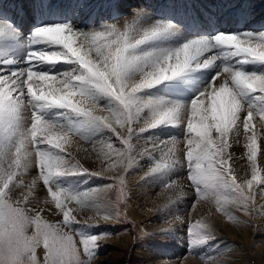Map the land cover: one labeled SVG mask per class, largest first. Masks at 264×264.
I'll use <instances>...</instances> for the list:
<instances>
[{"label":"snow or ice","instance_id":"1","mask_svg":"<svg viewBox=\"0 0 264 264\" xmlns=\"http://www.w3.org/2000/svg\"><path fill=\"white\" fill-rule=\"evenodd\" d=\"M171 27L158 22L140 30L129 24L123 30L112 26L105 31L85 34L69 25L42 26L33 33V43H48L62 50L34 51L30 53L28 62L68 63L78 67L62 73L38 71L34 66L14 71L0 69V158L6 157L8 161L3 175H0V264H40L35 250L41 242L47 253L43 264H82L77 241L70 232L63 230L78 223L66 201H75L78 205L92 203L91 193L96 190L69 194L64 190H54L52 181L63 175L99 174L81 165L75 156L66 155L65 145L73 137H80L92 142L95 148L97 140L82 135V129L85 125L106 128L120 137L125 146L114 148L108 143L107 148L123 157L126 161L124 166L129 168L133 163L131 141L137 135L133 124L145 110L150 112V116L145 126L138 129L139 133L162 124H183L186 129L183 141L172 139L164 142L163 148L153 145L154 150L161 151L168 160L164 164L157 162L153 172L179 165L181 162L175 155L169 154L176 143L186 142L183 166L186 162L188 177L198 197L212 194L220 210L233 221L237 217L221 207L222 204H238L241 211L255 204L254 197L246 194L245 184L251 190L255 181L264 185V177L256 169L257 137L255 133H247L252 129L254 113L264 120V74L248 73L226 65L190 105L144 100L140 94L163 81L185 74L194 65L197 68L208 67L218 57L204 58L205 54L215 48L227 49L222 53L225 57L243 56V63L249 60L264 62V34L241 37L221 33L211 39H191L175 49L137 51L164 38ZM9 31L10 25L0 22V36ZM77 39L79 46H76ZM189 52L194 54L186 55ZM221 76L223 79L216 85L215 80ZM104 98L109 100L107 105L100 103ZM45 108L64 109L66 114L83 119L50 121L40 114ZM210 120L217 122L209 124ZM119 129H125L127 135H122ZM241 129L246 136L245 147L252 172L251 179L237 183L234 169L228 164L232 159L228 140L229 134L233 133V138L239 142ZM213 132L218 134L215 139ZM100 142L103 143V139ZM101 151L106 157H111V152ZM35 166L39 168V175L31 184L24 185L18 171L27 172ZM37 180L48 185L51 200L62 213V224L42 221L39 214L29 216L27 209L21 206L27 203ZM119 181L118 199H124L127 192L123 176ZM174 184L175 180L168 187ZM18 186L27 188L22 201L12 198ZM259 192L264 195V187ZM256 212L257 215L264 214V206ZM103 218L114 217L106 211ZM31 226L35 231L29 236L27 229ZM190 231L202 236L204 241L216 239L209 225L201 220L191 224ZM80 236L83 252L91 256L97 236ZM210 255L208 264H213Z\"/></svg>","mask_w":264,"mask_h":264},{"label":"bare ground","instance_id":"2","mask_svg":"<svg viewBox=\"0 0 264 264\" xmlns=\"http://www.w3.org/2000/svg\"><path fill=\"white\" fill-rule=\"evenodd\" d=\"M45 5H47V7H45ZM18 8H21L22 10L21 16L19 14V11H17ZM155 15L160 16L162 18H158L159 20H152L157 18ZM165 18L172 20L168 21ZM18 19H20V21H18ZM39 19L44 20V24L42 26L69 25L73 30L85 34H89L96 31H105L112 26L121 28L123 30L129 24L134 25L138 29L142 30L145 28H150L155 24H157L158 22H161L171 25L172 26L171 30H178L180 35L178 34L175 37V39H177L178 41V44H176L175 47L172 48L164 47L160 49H175L182 46L185 42L191 39L213 38V37L201 35V34H205L201 32L190 33L184 29L186 31L185 32L183 29L179 27V24L182 27L184 22H187L186 24L188 25L190 23V20L192 21V23H197V21H199L203 26L206 27L205 29L206 32H211L213 28L217 26H221L222 27L221 33L223 34L237 33V34L251 35L252 33L250 32L249 29H252L256 32L263 31L260 34H264V0H0V22H5L10 25V31L4 34L3 36H0V69H3L5 71L25 69L24 67H26V65L28 64L27 62H25L26 60L24 58L26 55H30V53L34 51L62 50L58 46L50 45L48 43H43V42L33 43L31 39L33 33L35 32L36 29L42 27V26H38ZM137 22H141V23H137ZM213 22L214 25H212ZM106 23H109L107 28H105L104 30L97 29L98 27H100L101 25H105ZM206 35H214V34H206ZM170 36H174V34L173 35L170 34L168 36L166 35L164 38L156 41L157 42L165 41V43H169V41L167 40ZM79 43L80 41L79 39H77L76 46H79ZM28 45H30L29 50L27 49ZM158 45H164V44L157 43L155 46ZM160 49H153V50H160ZM212 50L206 54L210 55V57L217 56L215 53L212 52ZM94 56L95 53H93V57ZM239 58L241 59L235 60L236 65L237 64L240 65L241 61L245 60L243 56H240ZM35 66L37 70L43 72H51V73H62L65 71L75 70L78 67L75 64H68V63L54 64L47 62H36ZM240 66L249 67V62L246 63L242 62ZM222 71L223 68L219 63V58H218V64H211L208 67H206V70L203 69L200 71H191L190 73H187L189 79L185 80L184 85H189V86L193 85L196 88L199 87L198 89L206 90L209 86L208 84L204 85L203 83L206 80V76H204L203 73L208 72L209 76L207 77V79L209 78L211 81H214L217 75ZM222 79H223L222 76L217 78L215 80V84L218 85ZM178 80L179 78L176 77L172 80L163 81L160 84L155 85L151 89H147L148 92L143 91L140 94V96L144 100L153 99L156 101H165L170 105L174 103L172 102L173 100H171L170 98L165 99L166 96L162 97L164 95L163 92L165 93L172 92L175 94H181L180 92H178L179 83L178 84L176 83V81ZM201 83L203 84L201 85ZM157 87H160L162 91L161 93H163L161 97L159 95L156 96L155 95L156 93H154L153 89ZM192 89H193L192 87H189L183 90V92L186 93L183 94H185V96L194 95L192 94L194 92H191ZM145 94H148L149 96L144 97ZM100 103L103 105H107L109 103V100L108 98H104L100 101ZM40 114L45 119L50 121L66 122L68 118L78 121L83 119L81 117H76L70 113L66 114V110L60 108H45L41 111ZM149 116L150 113L144 114L143 112L141 114V117L137 121L138 125H141L138 126V129L145 126V121L149 118ZM216 122H217L216 120H210L209 124H213ZM183 126H184L183 124L182 125L178 124L175 126L163 124V127L161 126L162 128H159L158 130L149 129L147 131H151V132H149L148 134L141 132L142 135L140 136H138L139 135L138 129L136 130V128L134 127L136 130L135 132H137V135H134L135 140L132 145L133 153L138 154L142 152L145 154H152L156 151L153 148L154 144L157 145L159 148H163V143L170 141L172 139L183 141V135H184ZM119 130L124 131L125 129H119ZM107 131L108 130L103 127L98 128L96 126L85 125V127L82 129L81 134L88 136L90 140H97L96 143H101L100 140L103 139L104 141L102 143L103 145H106L108 143L113 144V141H111L112 136H110L111 134L110 133L108 134ZM241 132L242 135L239 137V142H236L235 139L233 138V133H230L231 148L228 151L231 153L232 156L231 163H232V168L234 169V175L238 179H240L241 182H243L245 179H251L252 165L251 162L248 161L247 159V149L245 147L246 136L243 134V129H241ZM253 133H255L257 137L256 169L258 171V174L264 177V120L261 119L258 113L253 114L252 129L249 133H247V135H252ZM161 134L164 135L163 136L164 138L160 139L159 137ZM167 135L168 136L170 135V138H167L166 137ZM214 137H215V133H213V138ZM90 147H93V144L89 140L80 137H73L69 142V144L65 145V154L66 155L70 154L71 156H75L81 165L88 168L90 171H95L96 173H98L99 177L104 178L106 176H112L111 175L113 174L112 172L117 170L116 168L118 167V163L116 162V160H110L105 155L104 157H101L99 156V154H94L89 150ZM169 147H172V145L170 144ZM186 148H187L186 142H178L173 148V152L169 154L170 156L174 154L176 159H178L181 163L177 166L170 167L171 170L168 174L170 175V177L167 178L166 181L167 180L168 182L170 181L169 182L170 184L172 181L175 180V184L172 185L171 187H168L167 185L166 190L165 189L163 190L166 192V196L168 198L171 197V200L178 202L183 201L186 198L191 199L193 198L194 195L192 191L193 189L190 186L191 184H189V180L187 179V175L184 174L186 170H184L182 164L184 159L183 151H185ZM137 149L138 150L141 149L142 151L139 152ZM164 150L168 151V149H164ZM159 152L161 151H158V153ZM141 154H139V158L145 156V155L141 156ZM179 155H181V158L179 157ZM147 158H150V156ZM7 163L8 161L6 157L0 158V175H3L4 170L7 167ZM17 174L18 176H22L24 185H29L39 175V168L38 166H35L28 169L27 172L18 171ZM82 177L83 176L79 174L58 176L53 179L52 185L55 184L56 186L54 190H61L63 185L66 186L67 188H77L76 186L79 185L78 183L82 179ZM111 178H113V176ZM100 180L101 179H99L98 181ZM98 184L99 185L96 188H92L96 190L95 192L91 193L93 196L92 203L86 205H78L75 202H71L70 205L68 204L69 207L72 209L73 216H75L76 218L90 220V221H98V219L101 218L103 219V217L99 214V211L101 210L107 211L109 209V201L111 199L110 196L112 193V187H106L107 184L102 186H100V183ZM262 187H264V185H261L259 181H255L253 183L252 189L248 190L249 192L255 194L256 196L258 207L254 209L255 212L253 210L251 212V209H247L246 211H241L240 207L237 204H234L232 207L226 208L225 210L231 213L232 215H234L235 217H237L236 220L234 221L229 220L227 215H225L224 212L222 211L223 213H219L218 215H216V217H214L216 220L215 222H218V224H220L222 227H227L229 226L230 222H238L244 218H247L249 221V219H251L249 217H251L253 213L257 215L256 210L264 206V195H261L259 192V189ZM47 189H48V185H45L42 180H37V183L33 187L32 193L31 195H29L27 202L38 204L39 206L44 205L43 207L45 210L47 211L51 210V213H53V211L55 212L54 209L55 204L54 202H52L51 194L50 192L47 191ZM90 190L87 189L83 191L80 190L77 193L90 191ZM25 192H27L26 187L18 186L13 191L12 198L15 200H23V195ZM134 194L138 196L139 205L142 208L140 210L142 211H144L143 208L148 206V204L151 206L153 205V203H155L154 205L158 203V199L152 200L154 199L153 196H149L145 198V196L144 197H142V195L139 196L135 192ZM93 204L95 206H93ZM205 204L206 202H203L200 208L205 206ZM203 210L207 212L209 209L203 208ZM42 211L44 212V210ZM48 216L51 217L50 214H48ZM207 219H208L207 221L206 220H201V221L206 222L209 226H212V224L210 223V219L209 218ZM257 221L261 223L260 230L264 231V214L257 215ZM187 223L188 220H186L183 216H177L175 220H173L172 222H169V220H167L164 221L162 224L156 223L155 226L161 228L167 227V229L164 228L163 231L160 232L161 235L158 236V239L165 242L180 243L179 241H181V243H183L184 241H182V238L183 235H185V233H183L182 231H184L183 226H186ZM246 225H249V230L248 229L244 230L243 234H237L232 230H230V233L237 238H242L243 240L244 239L250 240L251 223L248 222L246 223ZM213 229H214V224L212 229H210V231L214 233L215 230ZM164 231H167L169 234ZM162 233L164 235H162ZM110 239L112 238L110 237ZM129 240L130 238L128 236H123V240H120L121 241L120 243L121 244L125 243L123 247H128ZM233 242H234V247L231 250L226 251L227 254L223 256V258H225V260L227 261H234L235 263H238V260L240 259L239 256H242L241 245L238 243L239 241H233ZM121 244L116 243L118 247L122 246ZM180 248L181 246L175 250L177 251V253L175 254L179 256L178 258L179 260L181 259L185 264H200L198 261H196V259L193 256H184V255L180 256L179 254ZM255 252L256 255L259 257V262L262 263L264 261V244L256 248ZM149 254H150L149 252L145 254L146 258H148ZM113 256L115 260L118 258L117 257L118 255L116 254ZM168 261L171 263L174 262V260L172 259H169ZM163 262L155 261L152 262L151 264H161ZM165 263L167 262H164V264Z\"/></svg>","mask_w":264,"mask_h":264},{"label":"rangeland","instance_id":"3","mask_svg":"<svg viewBox=\"0 0 264 264\" xmlns=\"http://www.w3.org/2000/svg\"><path fill=\"white\" fill-rule=\"evenodd\" d=\"M155 16L157 18L152 19V20H159L158 18H162L157 15ZM165 19L168 21L172 20L168 18H165ZM137 23H141V22H137ZM108 24L109 23H106L105 25H101L97 29L104 30L105 28L108 27ZM179 27L183 29L180 24H179ZM249 30L252 33L251 34L252 37H257L260 35L261 32H263V31L256 32L252 29H249ZM170 34L171 35L174 34V36H170L168 38L167 41H169V43H165V41H162V42L153 41L152 43L143 46L141 49H138V51L145 52V51H152L153 49H160L164 47L166 48L175 47L176 44H178V41L177 39H175V37L179 34V31L171 30L167 34V36ZM234 34L239 35L241 37L247 36V34H237V33H234ZM201 35L208 36V37H215L217 34H214V35L201 34ZM157 43H163L164 45L155 46ZM226 50L227 49H224V48H215L212 50V52L218 56L219 63L222 68H224V66L227 65L233 68L242 69L243 71L248 72V73H253V72L258 73V74L264 73V62L249 60L248 62H249L250 67L249 68L247 67L248 69H246V67L244 66L235 64V60L241 59L239 58L240 56L239 57L238 56H235V57L234 56H230V57L223 56L222 53ZM25 57L29 58V55H26ZM205 57L209 58L210 55L206 54ZM231 57H234V58H231ZM232 59H234V61ZM25 60H26L25 62H27L28 64L24 68H28L29 66L36 67L35 63L29 64V62L27 61L28 59L26 58ZM212 64H218V59H216ZM35 69L37 70V68ZM203 69L206 70V68L203 66L197 68L194 65L191 70L177 77L179 78V80L176 81L177 84L179 83L178 92H180L181 94H175L172 92L171 93L163 92L164 93L163 95V93H161L162 91L160 87H157L153 89L154 93H156L155 95L156 96L159 95L160 97L162 95H163L162 97L166 96L165 99L170 98L171 100H173L172 102L174 103L176 102L179 103L181 101L184 103L180 102L179 104L190 105L188 103H191V101L195 99L198 95H200L205 89L204 90L198 89L199 87L196 88L193 85L192 86L184 85L185 80L189 79L187 73H190L191 71H200ZM203 75L206 76V80L203 82L204 85L208 84V86H210L213 81H211L209 78H208L209 80L207 79V77L209 76L208 72H204ZM203 83H201V85ZM180 84L183 87H181ZM189 87L193 88L192 91L191 90L190 91L194 92L192 93L194 95L185 96L186 93L183 92V90ZM156 89L157 91L159 90L158 93ZM145 92H148V91L145 90ZM146 96H149V95L145 94L144 97ZM174 97H175V100H174ZM177 100L178 101L180 100V101L178 102ZM145 112L150 113L148 110H145L144 114H146ZM138 126H141V125H138L137 122L136 124H133L134 131L138 129ZM161 126L163 127V124L160 125V127L158 126L156 128H148L143 132L145 134H148L151 131H147V130L149 129L158 130L159 128H162ZM134 127L136 128V130ZM183 128H184L183 134L185 135L186 134L185 125L183 126ZM120 132L122 135H125V136L127 135L126 130L120 131ZM107 133L108 134L110 133L111 134L110 136H112L111 141H113L112 145L114 148L125 147L124 145H122L120 137H116L110 130H108ZM142 133L138 132L139 134L138 136L142 135ZM216 134L217 133H215L214 139L218 135ZM170 135L169 136L167 135L166 137L170 138ZM163 136L164 135L161 134L159 138L160 139L164 138ZM134 140L135 138L133 136L132 141H131L132 145H133ZM228 142L231 143V134H229ZM101 149H103L105 152H111L112 153L111 157L110 158L108 157V158L110 160H116V162L118 163V167L116 168L117 170L113 171L112 172L113 174H111L113 178H111L112 176H106L103 178V177H99V175L94 176V175H89V174H83L81 175L83 176L82 179L78 183L79 185L76 186L77 188H67L64 185L61 188V190L65 188L66 190L65 189L63 190L68 192L69 194L70 193L75 194L80 190L83 191L86 189L90 190L92 188H96L99 185L98 183H100V186L107 184V186L110 185L112 187V193L110 196L111 199L109 201V209L107 210V212H110L114 218L107 219V220L104 218L103 219L101 218V219H98V221H90V220L76 218V221L78 223H74L72 225V228H64V231L70 232L73 235V238L77 241L78 247H80L81 249L80 260L82 261V264H149V263L151 264L152 262H155V261L167 262L165 264H185L181 259L179 260L178 259L179 256L175 254L177 253V251L175 250L179 248L180 246H181V248L179 249L180 256H183V255L193 256L196 259V261H198L200 264H208L209 254H211L210 259L213 262V264H264V261L262 263L259 262V257L256 255V252H255L256 248L264 244V231L260 230L261 223L257 221V215L253 213V215L249 217L251 218L249 219V221L247 218H244L238 222H230L229 226L227 227H222L220 224H218V222H215L216 220L214 217H216V215H218L219 213H223V212L217 206L216 198L213 197L212 194H209L207 197H204V198L198 197L194 189V186H192L190 179L188 178V169H187L186 164H184L183 166L184 170H186L184 174L187 175V179L189 180V184H191L190 186L193 189L192 191L194 195H193V198L191 199L186 198L183 201L178 202V201L171 200V197L168 198L166 196V192L163 191L164 189L166 190V186L169 185L170 181L168 182V180L166 181V179L170 177V175L168 174L171 169L165 168V169H161L156 172L152 171V169L155 167L157 162H160L161 164L168 162L167 158L164 157L162 152L158 153L159 150H156L152 154H145L142 152H141L142 154L133 153L132 166L129 168H126L124 166L126 161L123 160V157H118L115 152L108 149L107 144L103 145L102 143H96L95 148L94 147L89 148V150L92 153L99 154V156L104 157V154L101 151ZM138 151L140 152L142 150L139 149ZM164 151L167 152L166 150ZM139 154H141V156L142 155H145V156L139 158ZM183 154H184L183 158H185L186 152L183 151ZM149 156L150 158H147ZM179 157L181 158V155H179ZM143 164H146V165H143ZM228 164L232 167L231 160L228 161ZM91 172L96 173L95 171H91ZM121 176H123L124 178V185H125L124 190L127 192V197L124 199H118V197L120 196L119 177ZM95 177L96 178L99 177V178L96 179ZM99 179L101 180L98 181ZM237 183H241V180L238 178H237ZM55 187L56 186L54 184L53 188ZM245 191H246V194L254 197L255 204L249 205L248 209H251V212L252 210L255 212L254 209L258 207L256 196L255 194H252L251 192H249L246 186H245ZM134 192L138 194L139 196L140 195H142V197L145 196V198L149 196H153L154 199L152 200L158 199V203L156 205H154L155 203H153V205L151 206L148 204V206L143 208L145 211L144 212L140 210L142 208L139 205L138 196H136ZM71 202H75V201H71ZM71 202L66 201V203H68L69 205ZM203 202H206V204L205 206L200 208ZM22 204L21 206L27 209V215L29 216H33L36 213H38L42 217V221L48 222L49 220L48 223L53 224V225H60L63 222L62 213H60L55 208V205H54V209L56 213L54 211L53 213H51V210L47 211L44 209L43 207L44 205L39 206L38 204H34L30 202H27L26 204L24 203ZM233 205H234L233 203L228 202V203L222 204L221 207L226 209V208L232 207ZM203 208H208L209 210L206 212L203 210ZM42 210H44V212ZM105 212L106 211L101 210L99 211V214L103 217V214ZM48 214H50L51 217H49ZM177 216H183L186 220H188L187 225L183 226L184 231H182L183 233H185V235H183V238H182V241L184 242L183 243H181V241H179L180 243L165 242V241L158 239V236L161 235L160 232L163 231L164 228L167 229V227L161 228V227L155 226V224L156 223L162 224L164 221H167V220H169V222H172L173 220H175ZM207 218L210 219V223L212 224V226H209V230L212 229L213 224H214L213 230H215L214 234L216 236V239L204 241L202 236H197V234L191 233L190 225L195 223V221H197L198 219L207 221L208 220ZM248 222L251 223V232H250L251 239L250 240H246V239L243 240L242 238H237L230 233V230H232L233 232H236L237 234H243L244 230L246 229L249 230V225H246V223ZM88 223L89 225L93 223V224H97L98 226L86 225ZM116 223H119V224H116ZM34 231H35L34 226H31L27 229V234L30 236L32 235ZM167 231H164V232H167ZM80 234L85 237L97 236L96 246L93 249V254L91 256L83 252L82 246L79 244V241L81 239ZM162 235L164 234L162 233ZM204 235H206V233ZM123 236H128L130 238L128 247H123L125 243L123 244L120 243L121 242L120 240H123ZM110 237L112 239H110ZM233 241H239L238 243L241 245L242 256H239L240 259L238 260V263H235L234 261H227L225 260V258H223V256L227 254L226 251L231 250L234 247ZM116 243L121 244L122 246L118 247ZM148 252L150 254L148 258H146L145 254ZM46 254H47L46 249H44L43 243L41 242L40 246L37 247L35 250L36 258L40 262V264H43L44 257ZM115 254L118 255L117 256L118 258L116 260L114 259V256H113ZM169 259L174 260V262L173 263L169 262L168 261ZM164 262L161 264H164ZM26 264H30V262H26Z\"/></svg>","mask_w":264,"mask_h":264},{"label":"clouds","instance_id":"4","mask_svg":"<svg viewBox=\"0 0 264 264\" xmlns=\"http://www.w3.org/2000/svg\"><path fill=\"white\" fill-rule=\"evenodd\" d=\"M185 47H187V45H185ZM193 54H194V53L189 52V53H187L186 55L191 56V55H193Z\"/></svg>","mask_w":264,"mask_h":264}]
</instances>
